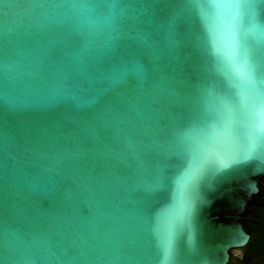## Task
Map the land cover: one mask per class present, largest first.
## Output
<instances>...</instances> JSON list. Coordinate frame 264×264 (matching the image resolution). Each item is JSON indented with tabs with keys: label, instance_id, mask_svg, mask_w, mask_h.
<instances>
[{
	"label": "water",
	"instance_id": "obj_1",
	"mask_svg": "<svg viewBox=\"0 0 264 264\" xmlns=\"http://www.w3.org/2000/svg\"><path fill=\"white\" fill-rule=\"evenodd\" d=\"M210 78L183 0H0V264H158L147 209ZM262 177L201 181L184 264L247 243Z\"/></svg>",
	"mask_w": 264,
	"mask_h": 264
},
{
	"label": "snow or ice",
	"instance_id": "obj_2",
	"mask_svg": "<svg viewBox=\"0 0 264 264\" xmlns=\"http://www.w3.org/2000/svg\"><path fill=\"white\" fill-rule=\"evenodd\" d=\"M203 61L209 92L171 130L177 151L147 209L158 264H184L181 237L202 180L264 155V65L249 25L264 27V0H183ZM208 264V258H203Z\"/></svg>",
	"mask_w": 264,
	"mask_h": 264
},
{
	"label": "trees",
	"instance_id": "obj_3",
	"mask_svg": "<svg viewBox=\"0 0 264 264\" xmlns=\"http://www.w3.org/2000/svg\"><path fill=\"white\" fill-rule=\"evenodd\" d=\"M258 190L253 194V204H246V217L241 222L244 230L249 233V239L242 246L244 253L233 257L227 264H257L264 258V177L258 183Z\"/></svg>",
	"mask_w": 264,
	"mask_h": 264
},
{
	"label": "flooded vegetation",
	"instance_id": "obj_4",
	"mask_svg": "<svg viewBox=\"0 0 264 264\" xmlns=\"http://www.w3.org/2000/svg\"><path fill=\"white\" fill-rule=\"evenodd\" d=\"M237 250V252L235 253L234 251ZM244 253L243 251V248L242 246H239V247H232L229 249V258H228V261L230 260V258H233V257H240L242 256V254ZM227 261V262H228ZM227 264V263H226Z\"/></svg>",
	"mask_w": 264,
	"mask_h": 264
},
{
	"label": "rangeland",
	"instance_id": "obj_5",
	"mask_svg": "<svg viewBox=\"0 0 264 264\" xmlns=\"http://www.w3.org/2000/svg\"><path fill=\"white\" fill-rule=\"evenodd\" d=\"M235 253L237 252V250L234 251Z\"/></svg>",
	"mask_w": 264,
	"mask_h": 264
}]
</instances>
